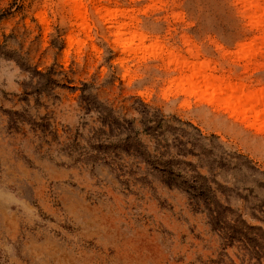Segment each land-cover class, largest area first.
Returning a JSON list of instances; mask_svg holds the SVG:
<instances>
[{"label":"rangeland","instance_id":"1","mask_svg":"<svg viewBox=\"0 0 264 264\" xmlns=\"http://www.w3.org/2000/svg\"><path fill=\"white\" fill-rule=\"evenodd\" d=\"M0 264H264V0H0Z\"/></svg>","mask_w":264,"mask_h":264},{"label":"bare ground","instance_id":"2","mask_svg":"<svg viewBox=\"0 0 264 264\" xmlns=\"http://www.w3.org/2000/svg\"><path fill=\"white\" fill-rule=\"evenodd\" d=\"M198 86L196 87L194 83L192 82V78L189 79L188 84L190 86L189 91L191 89H198V88H204L203 91L211 89L212 92H220L222 90L221 82H218L219 84L216 85H210L208 87V77L201 76V79L199 80ZM227 94H224V99L227 101L229 99L232 100L233 108H236L237 106L246 105L248 106L247 111L252 107L253 104L260 103L259 99L256 96H246L244 95L240 90L236 89L233 86L227 87Z\"/></svg>","mask_w":264,"mask_h":264}]
</instances>
